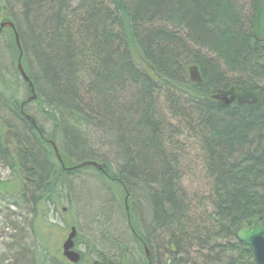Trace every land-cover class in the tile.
<instances>
[{
	"label": "trees",
	"instance_id": "1",
	"mask_svg": "<svg viewBox=\"0 0 264 264\" xmlns=\"http://www.w3.org/2000/svg\"><path fill=\"white\" fill-rule=\"evenodd\" d=\"M11 2L0 8V20L15 26L0 31L6 36L0 59H7L5 50L13 56L12 72L5 69L10 78L0 72V162L12 179L0 181V196L27 205L39 242L11 244L0 264H72L62 246L60 256L59 246L44 240L48 227L65 231L48 221V212L71 197L70 177L82 168L111 185L143 257L112 238L119 252L112 259L77 232V264H256L234 232L255 215L264 226V43L251 34L259 0L248 1L247 9L236 0ZM20 53L35 93L29 102L16 68ZM30 102L51 131L33 116ZM86 126L95 130L85 132ZM95 134L115 168L92 146ZM181 134L203 154L193 191L183 184L174 149L173 136ZM85 161L102 170L81 166ZM133 196L142 199V215Z\"/></svg>",
	"mask_w": 264,
	"mask_h": 264
},
{
	"label": "rangeland",
	"instance_id": "2",
	"mask_svg": "<svg viewBox=\"0 0 264 264\" xmlns=\"http://www.w3.org/2000/svg\"><path fill=\"white\" fill-rule=\"evenodd\" d=\"M248 1L250 0H236V2L240 6L243 5L245 9H247ZM11 4V0H0V8ZM12 8L15 13L19 12L18 8L13 6ZM5 40L6 36L4 34H0V47H3ZM4 52L7 59H0V72H5L4 75L7 76L8 74L9 77H7L10 78L11 73H7L5 69L12 72L11 68L8 67V63L11 59L8 56V52L6 50ZM20 91L19 96L23 98L25 96L23 86L20 87ZM33 104L34 102L31 103V113L40 121V123L44 124L46 130L51 131V123L49 124L45 122V115L37 109L38 107H36V105L33 106ZM168 121L171 122V125L177 123V121L171 119ZM94 130L95 129H91L87 126L85 127V132ZM91 136L93 138L92 146L95 147L97 153H99L109 163H114L113 154H110L107 148L99 147L98 134ZM173 137L176 142L174 147V149L177 150L176 155L181 158L179 166H181V171L184 172L183 184L185 187L193 191L195 188H198L201 183L200 179L202 178L201 174L203 173V154L199 149V145L191 136L181 134L180 136ZM60 143L63 145L62 141H60ZM72 143H74V141H72ZM56 144L60 146L58 139L56 140ZM80 151L87 153V151L84 150L74 149L73 154L76 155ZM112 166L115 168L114 164H112ZM92 172V169L82 168L79 177H70L72 179H70V182L73 189V193L70 194L71 197L63 201V204L58 207L59 211H50L47 216L49 222L55 223L56 225L59 224V227H65V231L60 234L59 231V233H57L52 227H48L44 243L47 246L52 244L51 247H56L58 245L60 249L59 254L61 256V244L69 231V223L74 220L80 241L89 242L88 244L91 247L94 245L98 250L112 254V259H116V253L119 252L116 247L114 248L111 241L112 238H116L119 244L123 243L120 246L125 245L128 252L132 251L138 259H141L143 256L141 254H137L138 252L134 249L135 247L131 239L129 229L126 225L124 216H122V210H120L119 206H116V203L118 202L116 201L115 195L108 187L111 185H106V183L104 184L102 180H100L97 175ZM77 178L79 179L76 180ZM8 179H12L11 172L6 165L0 162V181H6ZM15 202L16 201L13 196L7 194L4 197L0 196V256L5 252L12 253L7 250V247L11 244L14 245L16 243L17 245L26 244L34 246L39 242L38 235L33 229L34 225L31 222L32 215L27 212V205L21 204L19 207V202H16L17 204H15ZM141 203L142 199L139 198V196L132 197V207L134 211H136V213L139 212L140 215H142L140 211ZM61 206L67 207L66 211H61ZM49 209L52 208L50 207ZM101 211L102 213H106L103 215L99 214ZM143 214L146 215V213ZM66 224H68V227ZM20 234L25 237L23 240L20 239ZM54 235L60 240L59 243L55 241ZM79 247L82 251L86 248L84 243H82ZM157 252L160 255V259H162L163 251L159 249Z\"/></svg>",
	"mask_w": 264,
	"mask_h": 264
},
{
	"label": "water",
	"instance_id": "3",
	"mask_svg": "<svg viewBox=\"0 0 264 264\" xmlns=\"http://www.w3.org/2000/svg\"><path fill=\"white\" fill-rule=\"evenodd\" d=\"M3 28H10L14 30L15 26L14 23L10 19H8L0 22V31ZM251 34L255 40L264 42V0H259L256 14L251 22ZM15 42L18 48L20 49L19 37L16 33H15ZM21 57H22V53H20L18 58V69L23 79L26 82H28L29 86H31V92L33 93L31 98H35L32 82L29 81V77L27 76L21 65ZM51 144L52 147L54 148L57 159L63 166L62 158L58 148L56 147L54 142L51 141ZM85 165H97V164L93 161H85L82 163L81 166H85ZM97 167H99V165ZM66 169H70V168H66ZM127 199L128 196H126L124 199L126 210H128ZM245 224L246 226L239 227L235 230L234 232L235 238L238 241L243 242L250 247L256 264H264V226L260 223V216L255 215L248 218ZM75 236H76V229L74 226H72L70 232L68 233L67 238L64 240L62 244L63 255L71 263H78L81 257L80 253L73 249ZM145 252H146V256H148V251L146 248H145Z\"/></svg>",
	"mask_w": 264,
	"mask_h": 264
},
{
	"label": "bare ground",
	"instance_id": "4",
	"mask_svg": "<svg viewBox=\"0 0 264 264\" xmlns=\"http://www.w3.org/2000/svg\"><path fill=\"white\" fill-rule=\"evenodd\" d=\"M15 5H16V4H15ZM17 6H18V5H17ZM3 29H4V28H3ZM3 29H2V30H3ZM2 30H1V31H2ZM16 47L18 48L17 45H16ZM18 49H19V48H18ZM19 50H20V49H19ZM8 56H9L10 59L13 57L11 54H9ZM18 58H19V57H18ZM18 58H17V66H16V68H17V71H18V73L20 74L21 78L23 79V77H22V75H21V73H20V71H19V69H18ZM21 65H22V67H23L22 62H21ZM23 69H24V67H23ZM24 71H25V69H24ZM25 73H26V71H25ZM26 74H27V73H26ZM23 80H24V79H23ZM24 82H26V81L24 80ZM26 83L28 84V82H26ZM28 87L30 88V91H29V92H30V94H31V95H30V98H31V96H32L33 93L31 92V86H29V84H28ZM21 105H22V104H21ZM32 119H33V118H32ZM32 123H33V124H36L34 119L32 120ZM51 141H52V140H49V143H50V145L52 146ZM52 142H53V141H52ZM55 145H56V144H55ZM56 147H57V146H56ZM52 148H53V147H52ZM53 149H54V148H53ZM93 162H94V161H93ZM95 163H96V162H95ZM96 164H97V165H85V166H93V167L98 168L99 170H102L101 166H100L98 163H96ZM98 165H99V167H97Z\"/></svg>",
	"mask_w": 264,
	"mask_h": 264
},
{
	"label": "flooded vegetation",
	"instance_id": "5",
	"mask_svg": "<svg viewBox=\"0 0 264 264\" xmlns=\"http://www.w3.org/2000/svg\"><path fill=\"white\" fill-rule=\"evenodd\" d=\"M255 40V39H254ZM257 43H264V42H261V41H257V40H255ZM30 89V88H29ZM30 91V90H29ZM31 95V94H30ZM33 98H31L30 99V96H28V99H27V101L29 102L30 100H32ZM71 227V226H70ZM74 249L75 250H78V248H76V246H74Z\"/></svg>",
	"mask_w": 264,
	"mask_h": 264
}]
</instances>
